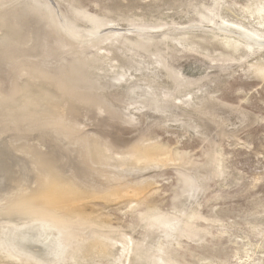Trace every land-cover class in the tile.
<instances>
[{
	"label": "rangeland",
	"instance_id": "rangeland-1",
	"mask_svg": "<svg viewBox=\"0 0 264 264\" xmlns=\"http://www.w3.org/2000/svg\"><path fill=\"white\" fill-rule=\"evenodd\" d=\"M0 264H264V0H0Z\"/></svg>",
	"mask_w": 264,
	"mask_h": 264
}]
</instances>
